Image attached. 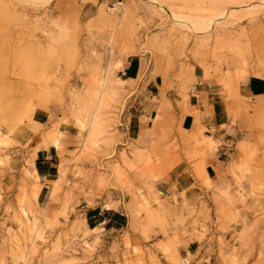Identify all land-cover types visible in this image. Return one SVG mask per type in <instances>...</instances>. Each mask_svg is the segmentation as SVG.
<instances>
[{"label":"rangeland","instance_id":"1","mask_svg":"<svg viewBox=\"0 0 264 264\" xmlns=\"http://www.w3.org/2000/svg\"><path fill=\"white\" fill-rule=\"evenodd\" d=\"M133 53L140 72L126 81L116 73ZM195 62L205 75L219 72L237 128L229 141L236 149L232 182L204 180L217 214L213 264H264V95L238 91L246 75H264V0H0V264H190L178 249L183 239L164 230V216L151 206V189L188 141L165 91L174 83L184 100ZM148 73L161 74L158 94L138 89ZM38 106L50 110L49 120L29 124ZM128 111L143 113L136 138L120 128ZM64 124L75 125L68 146ZM26 125L39 133V145L51 142L59 154V175L40 202L38 145L10 136ZM220 144L210 135L195 138L209 151ZM16 145L24 150L12 169ZM118 195L144 240L158 231L152 225L163 228L152 245L125 234L98 251L100 239L90 235L99 228L90 230L78 207L110 206ZM238 221L239 243L230 244L217 231Z\"/></svg>","mask_w":264,"mask_h":264},{"label":"crops","instance_id":"2","mask_svg":"<svg viewBox=\"0 0 264 264\" xmlns=\"http://www.w3.org/2000/svg\"><path fill=\"white\" fill-rule=\"evenodd\" d=\"M136 55L133 53L126 58L123 66L117 71V76L126 81L137 78L140 72V63L138 60H132ZM170 74L173 75V72ZM220 79L219 72L209 76L205 75L204 67L195 62L189 69L187 96L184 100L177 94L178 90L174 83L165 91L166 96L172 100L174 110L180 114V127L182 132L185 130V133L188 134L185 137L188 141L180 143L179 149L173 154L174 163L172 166L152 182L151 191L156 195L157 200L152 201L151 206L164 216L166 220L164 230H168V234L175 232L183 239L178 249L184 253L190 264H213L212 250L217 246V243L210 239V236L217 230L216 207L212 199L213 188L207 187L204 180L207 178L221 187L225 186L228 180L232 182L229 167L231 160L235 157L236 149L229 141L233 140L237 128L235 125H231L232 114L227 105V88ZM162 82L160 73H156L154 76L148 73L139 83L138 89L148 95L154 92L158 94ZM172 82H175L173 78ZM238 91L245 96H263L264 75L253 73L246 75L239 81ZM141 109L143 108H139V110ZM142 114L141 112H124L120 128L124 134L127 133L126 137L136 138L140 134L143 127ZM49 116L48 108L35 107L29 124L35 122L42 125L48 122ZM63 126L60 125L59 130L64 134L63 137L67 145L70 142L69 139L72 140L75 135L69 128H74L75 125L64 124ZM189 133L194 137L189 138ZM203 135L220 139V146L214 151H209L200 145H195V138L201 140ZM10 136L20 144H28L31 147L38 145L33 152L35 153L33 160L41 182L36 199L40 202L43 200L45 192L50 190L51 181L57 174L59 175L58 171L60 172L57 148L51 142L47 145H39L40 135L38 132L32 131L29 125L21 126ZM23 150L17 145L10 149L12 169L19 167L18 164L21 160L19 153ZM196 166L200 167L201 177L196 174ZM111 201L117 202L105 206L104 201L101 200L86 208L78 207L80 213L84 215L83 219L89 229L93 231L95 228H99L98 231H93L90 235L94 237L97 234L99 237L98 251L103 252L105 247L115 239L122 242L125 234H128V237L132 239L138 238L140 243L144 244L148 242L152 245L158 240L154 239V236L156 233L160 234L159 230H163V228L152 225L149 230L158 231H149L147 241L144 240L141 232L133 231L134 229L130 226L131 210L127 206V199L118 195L108 202ZM203 201L208 204V211L202 205ZM261 203L264 205V197L261 198ZM143 214L141 211L139 218L143 219ZM247 214L249 218L250 212ZM206 215L211 220L205 221L207 230H201L200 220L206 219ZM241 227L240 221L231 222L222 231L217 232L222 234L230 244L237 245L239 241L234 232H239ZM209 246L213 248H209ZM110 263L119 264L116 260H112Z\"/></svg>","mask_w":264,"mask_h":264},{"label":"trees","instance_id":"3","mask_svg":"<svg viewBox=\"0 0 264 264\" xmlns=\"http://www.w3.org/2000/svg\"><path fill=\"white\" fill-rule=\"evenodd\" d=\"M132 60H136V61H137V57L134 56V57L132 58Z\"/></svg>","mask_w":264,"mask_h":264}]
</instances>
